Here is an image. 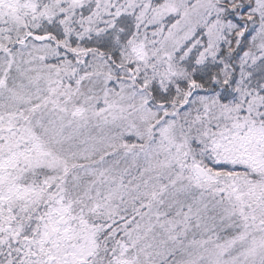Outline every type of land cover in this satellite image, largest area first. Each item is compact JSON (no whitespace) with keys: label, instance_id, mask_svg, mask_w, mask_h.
I'll list each match as a JSON object with an SVG mask.
<instances>
[{"label":"snow or ice","instance_id":"6c2138e0","mask_svg":"<svg viewBox=\"0 0 264 264\" xmlns=\"http://www.w3.org/2000/svg\"><path fill=\"white\" fill-rule=\"evenodd\" d=\"M0 264H264V0H0Z\"/></svg>","mask_w":264,"mask_h":264}]
</instances>
